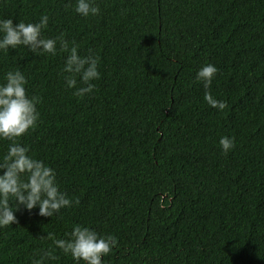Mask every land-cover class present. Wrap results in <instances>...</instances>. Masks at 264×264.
<instances>
[{"label":"trees","instance_id":"obj_1","mask_svg":"<svg viewBox=\"0 0 264 264\" xmlns=\"http://www.w3.org/2000/svg\"><path fill=\"white\" fill-rule=\"evenodd\" d=\"M0 0V18L61 33L99 57L84 96L64 86L66 53L0 52V76L21 70L38 126L19 143L55 170L74 201L58 215L21 205L0 229V264H31L74 224L113 234L103 264H264V0ZM59 49V43H57ZM217 73L208 89L202 66ZM77 87L81 86L77 77ZM205 91L223 110L204 101ZM221 136L234 147L221 152ZM8 141H0V154ZM51 264H73L58 250Z\"/></svg>","mask_w":264,"mask_h":264},{"label":"clouds","instance_id":"obj_2","mask_svg":"<svg viewBox=\"0 0 264 264\" xmlns=\"http://www.w3.org/2000/svg\"><path fill=\"white\" fill-rule=\"evenodd\" d=\"M74 5L75 13L85 18L100 12L97 0H74ZM48 23L47 14H41L36 22L18 20L14 23L13 17L0 18V52L8 53L10 48L21 46L34 55L55 56L58 51L64 52L61 69L64 86L74 89L75 96L91 93L95 88L93 82L100 78L99 57L80 55L77 44L65 39L63 33L55 38L46 37L43 30ZM217 71L212 64L202 65L195 73V81L208 89ZM26 84V76L19 69L8 70L0 76V141H8L6 150L0 154V229L17 222L14 210L21 205L28 211L37 208V215L52 218L60 209L74 203L59 190L55 170L32 154L28 145L19 143L24 134L38 126L40 117L36 107L40 100L36 95L27 94ZM203 99L218 111L226 107L223 100L215 99L207 91ZM218 145L221 152L227 154L234 147V138L221 136ZM46 235L52 239L51 246L38 249L31 264H51L58 259L57 250L71 257L73 264H103L102 256L119 246L115 235H100L80 224H74L65 234L66 238Z\"/></svg>","mask_w":264,"mask_h":264}]
</instances>
